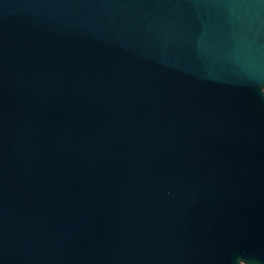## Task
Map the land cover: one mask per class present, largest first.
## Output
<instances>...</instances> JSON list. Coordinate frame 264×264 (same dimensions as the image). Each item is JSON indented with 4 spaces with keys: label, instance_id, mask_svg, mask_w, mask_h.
<instances>
[{
    "label": "water",
    "instance_id": "95a60500",
    "mask_svg": "<svg viewBox=\"0 0 264 264\" xmlns=\"http://www.w3.org/2000/svg\"><path fill=\"white\" fill-rule=\"evenodd\" d=\"M0 264H264V0H0Z\"/></svg>",
    "mask_w": 264,
    "mask_h": 264
}]
</instances>
